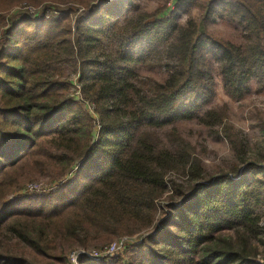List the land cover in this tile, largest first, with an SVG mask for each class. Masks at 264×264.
I'll use <instances>...</instances> for the list:
<instances>
[{"label":"trees","instance_id":"obj_1","mask_svg":"<svg viewBox=\"0 0 264 264\" xmlns=\"http://www.w3.org/2000/svg\"><path fill=\"white\" fill-rule=\"evenodd\" d=\"M170 1L146 12L120 0H0V264H69L73 251L135 236L123 255L80 264L264 260V154L250 158L226 106L210 107L216 74L231 99L252 83L264 92V0H174L161 16ZM179 10L201 13L204 28L181 24ZM214 19L243 43L212 36ZM152 68L163 81L141 74ZM182 121L227 142L228 169L208 173ZM49 170L61 181L53 192L9 200Z\"/></svg>","mask_w":264,"mask_h":264},{"label":"rangeland","instance_id":"obj_2","mask_svg":"<svg viewBox=\"0 0 264 264\" xmlns=\"http://www.w3.org/2000/svg\"><path fill=\"white\" fill-rule=\"evenodd\" d=\"M120 1H126L127 3L132 2L133 10L146 12L156 10L158 4L162 2V0ZM173 1L174 0H171L167 4V9L161 16L165 14L167 15L169 11L172 10ZM31 7L32 6L23 3L19 9L24 12H41L38 8H36L35 11V9ZM178 17L181 24H186L189 20H195L199 24L200 29L204 28L203 16L196 10H192L190 12L179 10ZM206 24L207 31L215 38L230 40L237 44L243 43V39L240 37V30L233 24L219 19L208 21ZM141 74L158 81H163L166 76L162 70L156 68L144 69ZM74 94L76 95V89H74ZM223 106H226L227 108L225 123L233 126L234 129L243 134V137L247 141L249 157L253 158V160H259L264 154V92L257 91L255 84L252 83L251 90L244 95L242 99H231L223 90L221 77L216 74L215 96L210 107L220 108ZM175 126L179 130L181 136L195 148L196 153H198L199 157L203 161L205 169L209 174H216L219 173V171H224L228 169L229 164L233 162V153L227 142L223 139L210 135L204 126L197 124L195 121L177 122ZM54 176L55 172L53 170H49L47 174L43 176L28 177L29 180L25 181L24 188L10 195L9 200L13 201L18 196H33L41 195L42 193H50V191L53 192L55 190L54 187L61 182L52 180ZM68 177L69 175L66 178ZM30 185H34V193L27 192V188ZM155 228H157V225ZM155 228L152 227L148 233L154 231ZM139 238L140 237L138 236L127 237L130 241L128 245H123L118 253L112 258L123 255L126 247L134 245ZM115 241L117 240H114L113 242ZM257 259L259 260V263L264 264V260H262L261 257H257Z\"/></svg>","mask_w":264,"mask_h":264},{"label":"built area","instance_id":"obj_3","mask_svg":"<svg viewBox=\"0 0 264 264\" xmlns=\"http://www.w3.org/2000/svg\"><path fill=\"white\" fill-rule=\"evenodd\" d=\"M31 14H34L33 11L30 12ZM74 82V89H76V97L80 99V94H79V86L76 83V79H73ZM87 108L90 112H92V107L89 105L84 106ZM34 191V185H30L27 188V192H33ZM45 191V190H43ZM32 193H26V194H32ZM36 193V192H35ZM42 193V192H41ZM129 239L126 237L121 238L115 242H112L111 244L103 247L102 249L99 250H76L68 254L67 260L69 264H80V261H101L106 258L114 257L120 248L124 245H128Z\"/></svg>","mask_w":264,"mask_h":264}]
</instances>
